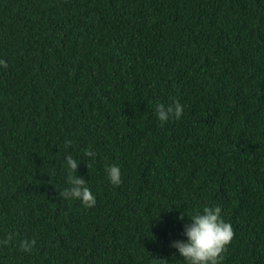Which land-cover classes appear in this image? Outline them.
Listing matches in <instances>:
<instances>
[{"label":"trees","instance_id":"trees-1","mask_svg":"<svg viewBox=\"0 0 264 264\" xmlns=\"http://www.w3.org/2000/svg\"><path fill=\"white\" fill-rule=\"evenodd\" d=\"M0 59V264H185L212 206L264 264V0H0Z\"/></svg>","mask_w":264,"mask_h":264},{"label":"clouds","instance_id":"clouds-1","mask_svg":"<svg viewBox=\"0 0 264 264\" xmlns=\"http://www.w3.org/2000/svg\"><path fill=\"white\" fill-rule=\"evenodd\" d=\"M8 64L0 59V68L7 69ZM183 115V107L176 102L174 107H165L163 104L156 106V117L161 122H167L171 118L179 120ZM88 157L96 155L93 151L85 153ZM66 166L71 172H77L79 163L72 157H66ZM107 177L112 185L119 186L122 182L121 169L117 165H110L106 169ZM70 187L66 188L62 195L66 199L80 201L85 207L91 208L96 204L94 193L86 186V181L78 176L69 175ZM223 210L220 206L204 207L202 211L189 216L190 224L184 228L186 239L174 240L171 247L176 249L185 264H221L224 253L234 238V230L229 222L223 219ZM184 220V214L179 217ZM9 240H0V247L6 246ZM35 241L24 240L20 244L21 251L30 253Z\"/></svg>","mask_w":264,"mask_h":264}]
</instances>
